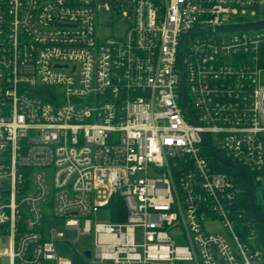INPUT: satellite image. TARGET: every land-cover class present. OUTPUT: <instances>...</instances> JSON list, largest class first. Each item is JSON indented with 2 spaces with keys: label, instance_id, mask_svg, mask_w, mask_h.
I'll list each match as a JSON object with an SVG mask.
<instances>
[{
  "label": "built area",
  "instance_id": "2783aa9c",
  "mask_svg": "<svg viewBox=\"0 0 264 264\" xmlns=\"http://www.w3.org/2000/svg\"><path fill=\"white\" fill-rule=\"evenodd\" d=\"M263 19L264 0H0V264H264L205 144L264 173V28L218 30ZM53 220L91 248L62 259Z\"/></svg>",
  "mask_w": 264,
  "mask_h": 264
},
{
  "label": "rangeland",
  "instance_id": "374dc122",
  "mask_svg": "<svg viewBox=\"0 0 264 264\" xmlns=\"http://www.w3.org/2000/svg\"><path fill=\"white\" fill-rule=\"evenodd\" d=\"M123 29V26L115 25L114 33L117 36H122ZM100 34L105 35L106 37L112 35L113 28L111 26H106L100 31ZM260 81L264 82V70L260 74ZM258 180H261L262 183L255 189V200L256 204L264 209V173L258 176ZM98 220L103 221V218ZM48 226L57 230H64L68 239H76L75 245L69 241L57 243V251L65 261L76 252V247L80 250L91 248V238L88 236L77 237L75 232L65 230L63 220H53L48 223ZM206 226L210 231L221 230L222 228V224L219 220H209L207 221Z\"/></svg>",
  "mask_w": 264,
  "mask_h": 264
},
{
  "label": "water",
  "instance_id": "95a60500",
  "mask_svg": "<svg viewBox=\"0 0 264 264\" xmlns=\"http://www.w3.org/2000/svg\"><path fill=\"white\" fill-rule=\"evenodd\" d=\"M204 27H197L196 29L191 30L190 32L194 30H199L203 29ZM251 28H264V19L256 22H251V23H237V24H230L227 26H223L218 28L220 31H232V30H238V29H251ZM189 112V108H188ZM206 146L208 147L209 151L214 155L215 158H217L221 163L226 164L228 166H231L235 169H237L241 174H243L247 178V183H248V189L250 192V199H251V205L253 206V209L255 212H257L262 219L264 223V217L260 213L257 205H256V200H255V187H258L261 185L262 181L261 180H254L252 176H250L247 171L239 166L237 163L231 162L226 158H223L215 149L214 147L208 142L205 141ZM89 255V252L87 253ZM8 259L5 258L3 260V264H7ZM76 263V257H73V264Z\"/></svg>",
  "mask_w": 264,
  "mask_h": 264
},
{
  "label": "trees",
  "instance_id": "16d2710c",
  "mask_svg": "<svg viewBox=\"0 0 264 264\" xmlns=\"http://www.w3.org/2000/svg\"><path fill=\"white\" fill-rule=\"evenodd\" d=\"M223 158H226L228 160H230L229 158L226 157L225 153L221 152V151H217ZM207 155L210 159V161L213 163V165L223 171V172H226V173H229V174H232L234 175L244 186L245 188V204L247 206L250 205V192L248 190V186H247V178L241 174L237 169L231 167V166H228L226 164H223L221 163L217 158L214 157V155L211 153V151H208L207 152ZM249 175L251 176H254V174H252L251 172L247 171ZM260 212L262 213V215L264 216V209L260 206H258ZM259 235H260V239L261 241L264 243V224L262 222L259 221Z\"/></svg>",
  "mask_w": 264,
  "mask_h": 264
},
{
  "label": "crops",
  "instance_id": "0c3cea01",
  "mask_svg": "<svg viewBox=\"0 0 264 264\" xmlns=\"http://www.w3.org/2000/svg\"><path fill=\"white\" fill-rule=\"evenodd\" d=\"M4 260V259H3ZM2 263H3V261H2Z\"/></svg>",
  "mask_w": 264,
  "mask_h": 264
}]
</instances>
